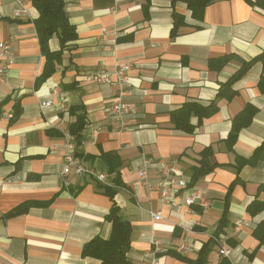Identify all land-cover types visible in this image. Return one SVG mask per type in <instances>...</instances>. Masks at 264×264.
I'll return each mask as SVG.
<instances>
[{
	"label": "crops",
	"instance_id": "0c3cea01",
	"mask_svg": "<svg viewBox=\"0 0 264 264\" xmlns=\"http://www.w3.org/2000/svg\"><path fill=\"white\" fill-rule=\"evenodd\" d=\"M250 1L213 0L198 19L186 0H65L78 38L64 47L56 34L50 39L51 51L62 49V59L41 80L46 59L35 26L39 12L30 0H0V42L13 47L12 62L0 55V67L6 69L0 76V102L10 99L0 112V264H102L82 251L95 237L110 238L107 215L113 201L93 176L73 172L64 177L68 135L75 156L104 172L109 185L115 174L107 172L101 155L116 152L123 160L114 201L132 224L128 264L197 259L218 227L234 182L229 225L222 234L227 257L233 264H264V243L253 234L264 226V209L248 212L253 201L264 202V161L242 166L239 176L236 168L237 159L250 158L264 140L262 62L233 80L242 60L264 50V6ZM21 7L26 12L17 16ZM175 14L183 19L176 21ZM175 23L179 32L172 36ZM127 63L129 87L91 77ZM119 98L135 105L123 125L113 124L108 115ZM45 101L51 105L43 106ZM213 102L216 111L200 124L198 116H191L193 132L176 128L171 119L186 103ZM250 106L256 109L252 122L231 144L234 119ZM80 115L85 126L76 138L70 127ZM207 148L219 166L192 187L208 205L186 207L183 187H177L174 201L165 202L160 181L183 175L191 187L192 168L200 166ZM145 159L150 186L139 176ZM170 162L179 166L172 177L163 170ZM25 203L30 204L26 213L7 216ZM157 212L161 219L153 217ZM182 243L189 244L187 252L178 251ZM221 258L215 246L206 264Z\"/></svg>",
	"mask_w": 264,
	"mask_h": 264
},
{
	"label": "trees",
	"instance_id": "16d2710c",
	"mask_svg": "<svg viewBox=\"0 0 264 264\" xmlns=\"http://www.w3.org/2000/svg\"><path fill=\"white\" fill-rule=\"evenodd\" d=\"M136 1V0H128ZM213 0H186L189 8L192 10L193 16L198 19L204 18V13L206 8ZM31 5L37 9L39 12L38 18L35 20V26L37 30V35L39 43L41 46V51L43 56H45L44 71L40 79L45 80L50 77L56 70L57 63L61 62L62 59V49L59 51H51L49 47L50 39L56 34L59 37L62 47L67 43L72 42L78 38V33L75 25L71 23L66 13L65 0H30ZM253 5H263L264 0H252L250 1ZM176 21L182 20L183 17L175 14ZM179 32V25L175 23L172 29V36H175ZM228 58L221 60L217 63V68L220 69L227 62ZM262 62L263 64V74L259 81V88L264 92V50L256 57L250 59L249 61L242 60V66L239 71L234 76V79L239 78L244 73L249 70V68L255 62ZM232 80L229 82V85ZM230 86V87H231ZM10 99H5L0 102V112L4 105H6ZM216 102L211 103L209 106H202L196 103H186L181 108L172 112L171 119L175 124L176 128L182 129L188 132H193L195 127L190 123V118L193 115L199 117V124L204 120V118L211 116L216 111ZM20 109L15 110V115L19 114ZM256 109L252 106L247 107L244 112L237 115L233 122L232 130L230 131L228 140L232 144L233 141L237 140L238 134L242 128L251 124L253 115ZM85 126V118L80 115L77 121L71 125L70 132L76 138L80 137V133ZM203 158L200 161L199 167L192 168L191 176V187L195 184V181L205 174L214 170L219 163L210 160L212 157V151L207 148L202 153ZM209 155V156H208ZM103 162L106 165L107 172L110 174H115L113 185H103L105 194H107L113 201L110 212L107 215V220L112 223L111 236L108 239H103L100 237H95L91 241L85 244L82 255L87 257H94L101 260L102 264H128L127 253L131 247V233L132 224L128 219L122 217L119 213V207L114 201L115 194L117 192L116 187L122 186V181L120 178V169L123 166V160L116 152H107L101 155ZM209 158V160H208ZM262 159L264 161V140L259 147H257L253 155L246 158H238L236 163L237 176H239V171L242 166L246 164H254L257 160ZM237 177V181H238ZM234 182L229 189L226 200L225 208L223 211V216L218 224V227L211 238L206 241L199 251L198 257L195 260H190V264H206L208 262V256L215 246L221 245L220 237L223 234L225 228L229 225L227 222L226 214L228 212L232 187L235 185ZM261 190L264 191V183L261 186ZM30 208L29 203L22 204L17 208L10 211L7 216H17L19 214L26 213ZM264 209V202L255 200L249 207L248 212L251 214L256 213ZM254 236L257 237L260 243H264V226L262 224L258 225L253 232ZM218 264H233L227 256H222Z\"/></svg>",
	"mask_w": 264,
	"mask_h": 264
},
{
	"label": "built area",
	"instance_id": "2783aa9c",
	"mask_svg": "<svg viewBox=\"0 0 264 264\" xmlns=\"http://www.w3.org/2000/svg\"><path fill=\"white\" fill-rule=\"evenodd\" d=\"M22 12H26V9L24 7L18 9L17 16L20 15ZM0 49H1L0 55L8 59L10 62H12L13 47L11 46V44L0 42ZM130 67L131 64L127 63L124 66L118 67L114 70H107V69L97 70L91 73V77L98 83L113 84L121 88L129 87L131 85V78L128 74ZM5 72L6 69L4 67H0V76H2ZM42 105L50 106L51 101H45L42 103ZM134 106H135L134 103L124 101L120 98L114 100L112 104L108 107V115L112 123L115 125L118 124L123 125V120L127 115H129L134 110ZM70 139L71 137L68 135L67 146L69 151L66 156L65 163L62 166V174L64 175V177H68L71 173L74 172L78 175L93 176L101 184L109 185V183L107 182V175L104 172H101L97 169H94L93 167L88 166L81 159L75 156L74 146ZM149 164H150L149 160L145 159L143 161L142 166L139 169V176L143 183L150 186L149 178H148ZM163 170L165 171V174L169 175L170 177L171 175H174L173 172L179 171L178 163L170 162L168 164H164ZM188 182L189 180L186 179V177L183 175L177 178L174 177V179H172L171 181H166V180L160 181V184L162 186V199L165 202L174 201V194L175 191L177 190V187L178 188L183 187L186 189V196L184 197V204L186 207L190 209V207L195 203H200L206 207L208 203L204 199L202 193L195 187H189ZM153 217L155 219H161L162 215L160 212H157V213H153ZM223 242H224L223 235H221L220 237L221 245L219 247V253L222 256H227L229 254V248L225 246ZM188 250H189L188 243H182L178 247V251L180 253L187 252ZM152 264H157V262L153 261Z\"/></svg>",
	"mask_w": 264,
	"mask_h": 264
}]
</instances>
